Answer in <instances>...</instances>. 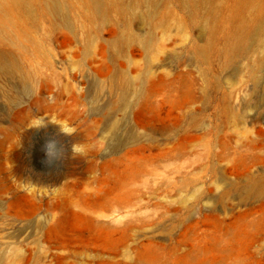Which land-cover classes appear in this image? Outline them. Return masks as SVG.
Masks as SVG:
<instances>
[{
  "label": "rangeland",
  "instance_id": "374dc122",
  "mask_svg": "<svg viewBox=\"0 0 264 264\" xmlns=\"http://www.w3.org/2000/svg\"><path fill=\"white\" fill-rule=\"evenodd\" d=\"M58 1L0 0V264H264V0Z\"/></svg>",
  "mask_w": 264,
  "mask_h": 264
},
{
  "label": "bare ground",
  "instance_id": "6f19581e",
  "mask_svg": "<svg viewBox=\"0 0 264 264\" xmlns=\"http://www.w3.org/2000/svg\"><path fill=\"white\" fill-rule=\"evenodd\" d=\"M20 1L27 2V0H20ZM83 3L93 16H99L100 18H103L105 16L103 0H83ZM52 7L56 11H58L59 8L61 7V4L59 3L58 0H53ZM10 65L11 67H15L14 64H10Z\"/></svg>",
  "mask_w": 264,
  "mask_h": 264
}]
</instances>
